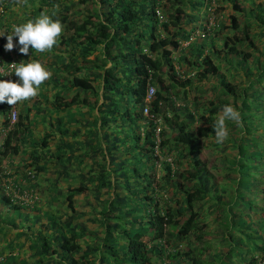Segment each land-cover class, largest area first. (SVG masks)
Here are the masks:
<instances>
[{"label": "trees", "instance_id": "obj_1", "mask_svg": "<svg viewBox=\"0 0 264 264\" xmlns=\"http://www.w3.org/2000/svg\"><path fill=\"white\" fill-rule=\"evenodd\" d=\"M45 1L40 0L42 3L37 6L33 18L40 16L41 4ZM49 1L52 5L61 3L59 0ZM137 1L99 0L102 17L99 15L100 12L97 14L89 12L80 20L70 19L66 15L58 18L68 32L66 39L58 40L60 45H64L66 56L64 58L56 55L58 63L51 65V75L43 83L48 85L52 94V100L48 105L53 113L70 108L75 110L76 105H89L87 94H84L87 92L93 98L95 97L88 109L95 107L96 120H92L91 126L83 130H80L81 127L77 128L79 118L70 117L67 122L59 118L55 124L50 120L49 129L39 139H34L28 122L30 108L27 100L21 101L22 109L17 114L19 118L8 132L17 143L9 145L4 141L2 150H0V161L2 155L15 154L22 151V146L27 145L29 147L26 155L28 162L24 163L21 172L22 179L29 186H33L36 175L50 165L61 167L54 172L55 180L60 175L70 179V165L77 164L80 167L84 158H88L92 166L86 172L80 171L76 174L77 185L68 186L63 191L55 187L53 189L50 185L51 181H48L45 189L48 198L45 199V205L42 201H38V207L34 209L32 207L35 203L18 205L16 199L9 197L8 193L10 194L11 190L5 186L4 183L7 180L4 179L10 176L3 168L0 169L1 217L21 210L32 219L31 222L25 221L24 225H21L28 231L31 225L36 224L37 216L45 219L44 226L51 227V235L38 232L30 237L29 234L32 232L22 231V228L18 230L16 222L19 220L4 222V219L0 218L4 230H7L8 226L9 230H16L12 240L6 243L7 252L0 256V264H115L113 261L114 245L92 241L97 240L96 237V239L92 238L98 236L97 232H88L83 222L72 219L76 212L75 195L90 189L96 190L97 193L99 191L107 193L109 188L118 189L120 192H115L112 198H109V203L102 205L98 211L103 216L98 219L105 224L103 226L106 228L108 226L105 223L106 212L116 211L111 203L118 207H128V204H131L128 210L121 207L130 214L128 224L131 227L128 231H124L127 232L125 245L122 247L124 256L117 264H154L156 258H158V264H170L177 258L179 264H264L263 178L259 180L263 186L258 188L262 195L259 206L262 214L256 220L249 217L248 211L253 209L252 200L244 194H239L241 189L234 188L236 195L232 203L238 206L235 211L232 203L228 211V201L222 202L218 194L212 196L215 197L213 201L208 195V187H213V184L210 183L208 186L206 183L208 178L201 156L199 139L208 137L214 132L212 128L214 114L222 108L226 100L208 102L209 106L204 107L202 112L198 109L200 104L195 101V97L192 98L190 108L185 106L188 98L187 89L190 86L202 82L206 77L216 78L220 75L219 65L215 60L236 59L237 67L247 70V62L252 57L255 73L246 80V83L235 89L233 84L224 80L221 87L222 90H230L231 94H240L242 106L240 119L243 121L242 130L247 138L243 142L248 143L250 141L248 139L254 137L253 128L257 126V114L260 113L257 101L264 94L261 93L264 90L259 86L264 76V59L255 60L250 48L254 47L253 36L264 39V20L254 18L256 26L250 33L251 24L249 22L244 21L240 26L236 16L229 14L226 24H223L222 16L218 17L213 14L212 23L209 25L206 20L205 24L200 21L198 33V31L192 32V27L186 29L188 25L193 24L191 17L187 15L189 9L186 8L189 0ZM201 1L202 3L209 2V0ZM231 1H233L232 7L235 10L241 4L238 0ZM228 29L234 33L225 34L221 45H216L217 33L220 30L226 32ZM190 33L198 36L189 41ZM236 33L241 34L242 37ZM185 41L187 43L184 46ZM6 43L7 39L0 36V57L6 52L4 48ZM239 45H245L248 49L240 48ZM255 50L257 54L260 53L257 48ZM176 52L178 54L174 56ZM89 56L92 57L89 58ZM261 57H264V53ZM106 64L108 65L105 66ZM175 64L178 66L184 64L188 68H184L185 72H178ZM164 79L168 80V84H164ZM94 80H99L100 92L97 95L93 88ZM14 82L22 83L21 81ZM149 87L153 89L152 94L148 100H144ZM62 90L72 91L70 97L65 98L61 95ZM98 97L99 103L97 102ZM177 99L182 104L176 101ZM128 102L134 108L127 107ZM5 109V102H3L0 104V111L4 114L1 121L3 126H7ZM143 109L149 117L144 116L146 124H144L143 136L140 137L138 132H134L133 126L136 120L143 118ZM180 109L183 110L182 113L178 112ZM74 110L69 113L75 112ZM201 118H205L207 124H195L194 126L193 123ZM116 121L123 124L118 129L130 124L131 127L127 126L123 130L122 140L128 139L131 149L139 154L141 161L139 158L135 160L134 154L126 155L127 158L117 161L118 156L123 154L117 155L111 152V149L115 147V137L112 138L109 146H102L107 135L106 132H102L105 131L103 128L106 129L109 127L108 123L114 124ZM71 125H74V129ZM165 128L169 130V134H166ZM78 135L81 138L76 139ZM240 138L243 139V136L241 135ZM50 139L56 140L53 143V151L43 154L42 151L48 143L50 144L48 141ZM157 139L159 152L168 154L173 150L180 151L178 157L184 158L188 166L176 172L175 175L171 162L167 160L160 162L163 170L162 177L165 181H172L174 176L179 178L175 182V189L180 193L181 200L177 206L167 205L163 209L157 208L154 201L156 186L149 173L154 157H156L154 147ZM241 147L243 146H236V149L240 156L237 157L238 160L241 158L245 164L239 163L240 173H243V170L247 168L250 170L256 168V165L250 162L252 157L262 155L256 150L248 154L242 153L240 152ZM104 153L108 156L105 165L100 160ZM150 159V164H147ZM126 161L130 166L126 164ZM108 162L111 164L109 169ZM110 173L117 175L112 181L109 178ZM28 174L31 175L28 176ZM259 176L258 174V178ZM248 178L245 177V179ZM136 179L144 182L140 192H136L130 185L131 182L134 184ZM243 181L242 177L236 182L237 186L241 185L242 188V185H245ZM10 182L18 192L19 188H25L14 178ZM35 185L37 187V184ZM158 187L160 188V185ZM245 190H249L248 187H245ZM122 192H126V195L122 196ZM138 193L143 196L138 198ZM56 194L65 206L64 212L59 211L58 208L55 209L51 204ZM130 196H133V199ZM240 196H243L244 200ZM205 199L211 200V204L206 203V205ZM136 202H141L143 205L141 210L134 204ZM196 202L202 205H199L198 210L194 208ZM212 208L213 211L217 210L219 215L222 214L223 218V221L217 220L218 226L215 229L216 241L222 244L220 248H215L213 245L211 247V243L209 244L204 238L210 223L203 219L206 215H211ZM29 211L34 213L29 214ZM141 211H143L142 214ZM200 217L203 221H200ZM216 217L217 215L211 220L215 221L213 219ZM189 235H192L199 245L189 247L185 243L181 249H178L177 246L181 242H188ZM19 237L23 238L21 242ZM14 240L15 243H13ZM167 240H170V246H172L170 249L165 248L164 241L167 242ZM25 243L28 253L23 257L22 252H17L24 247ZM15 248L17 251L14 253ZM237 248L245 250L244 255H240L239 259L236 258ZM1 251L0 249V254ZM216 253L218 260L214 258ZM164 258L167 259L166 263L162 261Z\"/></svg>", "mask_w": 264, "mask_h": 264}, {"label": "rangeland", "instance_id": "obj_2", "mask_svg": "<svg viewBox=\"0 0 264 264\" xmlns=\"http://www.w3.org/2000/svg\"><path fill=\"white\" fill-rule=\"evenodd\" d=\"M59 1H61V3L52 5L49 0H46L43 4H41L42 9L40 11V15L41 13L47 14L53 20H58L60 16H64V15H66L70 19L80 20L82 17H84L89 12H91L92 14H97L100 12L99 15L101 14L102 7H101L99 0H59ZM141 1L143 0H138L137 2H141ZM40 3H42L40 2V0H0V36H3L4 38H6L5 33L10 32L12 30L13 24L22 25L28 22L29 20L34 21L36 17L33 18L32 16L36 14V8L38 5H40ZM232 3L233 1L231 0H215V2L213 3V7H212L213 14L218 15V17L219 15H221L223 24H226L227 22V15L233 14L236 16L240 26L243 24L244 21L249 22L251 24L249 26L250 27L249 32L252 33V30H254V27L256 26L254 22V18H260L264 20V0H238V3L240 5L237 7L236 10L232 7ZM203 4L201 0L200 1L189 0V3L187 4V8H186V9H196V8H200L203 5L202 7L203 11L201 13H198V12L193 13L196 19L198 18L197 16L199 15L201 22H204V20H206V14L209 15V10L207 9L208 7L207 2ZM49 5L50 6L52 5V6L50 7ZM205 5H207V7ZM187 13L189 17L193 18L192 13L190 12H187ZM197 31L199 32V29ZM233 33L234 32L232 30L229 31V29L226 32H224L223 30H220V32L217 33L218 39L217 41H215V44L220 46L221 41L224 39L225 34L230 35ZM2 34H5V35H2ZM236 34L242 37L241 34H238V33ZM191 35H194V37L198 36V35L196 36L195 33ZM67 36H68V32L63 28V25H62V33L57 38V43L53 46L52 49L46 50L43 53L36 52L35 50L29 49L28 55H24L19 52V48L21 46L17 43L18 38L13 37L15 51L11 50L10 55L12 56V58H14L17 64H19L22 61L24 63H28L30 61H38L44 66L46 70L50 72L51 65L54 66L58 63V60L56 59L57 58L56 55H60L64 58L66 56L64 45H60L58 40L60 38L66 39ZM252 40H253L252 42H253L254 47L250 48V50L255 60L260 61L264 59V57H261L262 53H264V39H262L261 37L253 36ZM193 41L195 43V40ZM239 47L248 49L245 45H239ZM256 48L260 51L259 54H257V51L255 50ZM176 54L178 53L176 52L174 56ZM3 57L5 58L6 55L3 54ZM91 57L92 56H89V58ZM253 60L254 59H252L251 57L250 61L247 62V66H248L247 70H243L237 67L236 59L215 60V62L219 65L218 72L220 75L217 76L216 78L214 76L206 77V79H204L202 82H197L193 84L192 86H190L187 89L188 98H187L185 106L190 108V103L192 102V98L195 97V101L200 104L198 109L200 110V112H202L204 107L209 106L208 102H212V101L219 102V101L226 100V103L222 104V108L225 105H231L240 113V109L242 107L240 94L235 93L236 94L235 95V94H231L230 90H222L221 83L224 80H227L228 82H230L231 84L235 86V89L242 86L244 83H246V80L250 79L255 73L254 66L252 63ZM65 62H67V60ZM107 65L108 64H106L105 66ZM175 66L178 72L180 71L185 72V70L188 68V67L186 68L184 64L183 65L180 64V66L175 64ZM16 77L17 76L14 73V77L12 80L20 81L17 79L18 77L17 78ZM98 84H99V80L93 81V88H94V92L96 95L99 94L100 92L98 89ZM164 84H168L167 79H164ZM43 85L44 84L40 85L38 89V94L36 97L30 100H27V105L30 108V110L28 111V114H29L28 122L30 123V128L32 130V135L34 139H39L43 135V133L49 129L50 120L54 121L53 123L55 124L57 119L60 118L56 116L61 115L60 112L53 113L51 111L48 105L49 102L52 100L51 90L48 88V85L46 84L44 86ZM259 86L262 88V90H264V76L262 77ZM153 87L155 88L154 85ZM71 92L69 90L67 92L64 91V97L69 98L71 95ZM261 93H264V92L262 91ZM84 94H87L88 101H90L89 105H91V102L95 97L93 98V96L87 92ZM99 101L100 99L98 97L97 102L99 103ZM176 101L181 103V101L178 99ZM129 103L130 102H128L126 106L129 107L130 109L134 108V107H131V103L130 104ZM257 103L259 104V109H260V113L257 114V120H256V122L257 121L258 122L256 123L257 126L253 128L254 137L249 138L248 140L250 141L248 143L243 142V140L247 138H245L244 131L242 130L243 121L241 119L239 123H236L234 121L226 122L229 135L223 143L216 142L214 132L210 134L208 137L199 139L200 148H201V156L203 159V163L205 165V172L207 173V178H208L206 183L208 186L210 183L213 184V187L207 186L209 189L208 195L211 196L210 197L211 200L213 201V199L215 198L212 196H214L215 194H218L222 202L228 201L227 202L229 203V206L227 207V210H228V208H230L231 206L230 204L235 198L234 196L236 195L234 188L241 189L242 191L240 190L239 194H244L245 197L247 198L250 197V199L252 200L253 209L248 211L249 217L252 220L258 219L262 214V212L259 210L260 196L262 195L259 192L258 188L263 186V184L259 180L263 178V181H264V94H262V96L260 97V100L257 101ZM89 105H81V104L76 105L75 110L71 108L75 112L69 113L70 115L68 117L79 118V120L81 121V122L80 121L77 122V125L79 126L77 128L81 127L80 130H83L84 128L88 126H91L90 124L91 121L96 120L97 112L95 110V107L89 110L88 109ZM222 108L219 111H217L216 114H214V117H213L214 123L217 120V118L222 114ZM21 109H22L21 103L18 102L16 104L17 114L21 112ZM66 111L67 109L65 110V112ZM178 112L182 113L183 110L180 109ZM198 115L196 116L197 118H198ZM144 116L149 117V115L146 112L142 111L143 118L136 120L133 126L134 132L136 133L138 132L140 137L143 136L144 124H146V120H144ZM180 116H182V114H180ZM2 118H4V114L0 111V121H2ZM18 118H19V115L17 117V120ZM76 121H78V119ZM195 124L205 125L207 124V121L205 120V118H201V119H197L195 123H193L194 126ZM107 125H109V127H107L106 129L103 128V130L105 131H102V132L107 133L106 135L107 142H106V139H104V143H102V146L103 147L105 145L109 146V144L112 142V138L115 137L116 139L114 141L115 147L111 149V152L117 155L121 153L123 154V155H120V157L118 156L117 161L120 160L121 158H127L126 155H131V154L135 155V160H138L139 158V160L141 161V157H138L139 154L136 153L135 150L131 149L128 139L122 140L123 130L126 129L127 126H130V124H127V125L124 124L125 126H123L120 129H118L119 126L123 124H120L119 121H116L114 124L108 123ZM71 126L74 129V125H71ZM8 132H6V134L2 133L0 135V140L2 142V145L4 144V141H6V143L8 142L9 145L12 143L13 144L17 143L12 137V135L10 136V133ZM156 132H157V129L155 130V133ZM166 134H169L168 129L166 130ZM241 135L243 136V139L240 138ZM79 137L80 136L78 135L76 139H79ZM50 140H48L50 144L48 143L47 147L44 149V151H42L43 154H49V151L51 152L53 151V143L56 140H53V139L51 141ZM157 141L158 139L156 140V146L154 147V151H155L154 154L156 155V157H154V161L151 166V169L149 170V173L151 174L153 184L156 186V193L154 194V201L156 202L157 208L163 209L167 205L171 207L177 206L178 203H181V200H180V193L175 189L176 188L175 182L176 180H179V178L174 176L172 178V181H165L162 177L163 170L161 169L160 162L162 160H165V161L167 160L171 162L175 170L174 172L175 175H176V172L178 173L180 170L188 166L184 158L178 157V153L180 151L175 152L173 150L168 154H164V153L162 154L161 152H159L157 148V144H158ZM74 145H77V144H74ZM239 145L243 146L240 149V152L242 153L248 154L250 152H254V150H256L257 152H260V154L262 155L261 157L256 155L250 159V162H253L256 165L255 169L250 170L247 168L243 170V173H240L241 170L239 168L240 167L239 163L244 164V161L241 160V158L240 160H238L239 158H237V157H240L238 156V152L236 149V146H239ZM21 148H22V151L20 152L18 151L15 154L7 153L5 155H2V158L0 161V169L3 168L6 171V173L9 174L10 176L9 178L4 179V180H7L4 183L5 186L11 190L10 194L8 193L9 197L11 198L12 196V198L16 199L17 200L16 204L18 205H21V204H25V205L32 204L33 205V203H35L32 209L38 207V204H37L38 201L39 202L42 201L43 204L45 205V199L48 198L45 192L48 181H51L50 185L53 186V189L55 187L56 189L63 191L64 188L68 186L77 185L78 178L76 174L79 173L80 171L86 172L88 168L92 166L91 164H89L90 161L88 160V158H84L82 160L83 163L80 167H78L77 164L70 165L71 166L69 167V170H70L69 173L71 174L70 179L60 175V177L55 180L54 178L56 177V174H54V172L61 169V167L59 165L57 166L50 165V167H48L44 171L39 172L38 175H36L35 177V181H33V186H29L22 179V172H21L22 166L28 160L26 158V155L28 154L29 147L27 145H24ZM101 156H102L100 159L101 163H104L105 165L107 163L108 156L105 153L102 154ZM150 162H151V159L150 161L147 162V164H150ZM126 164L129 165L127 161H126ZM110 165L111 164L109 163V165L107 166L108 169ZM258 174L260 175L259 178H258ZM30 175L31 174H28V176ZM116 177L117 175H114L112 173L109 174V178L111 181ZM242 177L244 180L243 183H245L246 186L242 185V188H241V185L237 186L236 182L241 180ZM245 177H249V178L245 179ZM13 178L17 180L19 184H23L22 186H25V188L23 189L19 188V192L17 189H14L13 184H11L10 182L11 179ZM143 183H144L143 180L136 179L134 184L131 182L130 185L134 187V190H136V192H140ZM195 183H197V181H195ZM35 184H37V187ZM158 185H160V188L158 187ZM245 187H248L249 190H245ZM43 189L44 191H42ZM108 190L109 191L107 193H105L104 191H99L97 193L95 192L96 190L90 189L89 191H85V192L75 195L74 196V207H75L76 212L73 214L72 219L76 220L77 222L78 221L83 222L88 232H93V231L97 232L98 236L92 237L94 239L97 238V240H92V241L105 243L107 245H110V244L114 245L113 261L115 264H117V262L121 260V258L124 256L122 254L124 250L122 247L125 245V241H126L125 235L127 233V232L125 233L124 231H128V229L131 227L128 224V222L130 221V214L125 212L122 208H126L128 210V207L131 204L129 203L128 207L127 206L118 207L114 205L113 203H111V206H114L116 208V211L113 210V211L106 212L105 223L108 225L106 228L105 226H103L104 224L103 222L98 221L99 218L103 217L101 216V213H99L98 211L101 209L102 205L109 203V200H110L109 198H112L115 192L116 193L117 191L120 192L118 189H113V188H109ZM123 194L126 195V192H122V196H124ZM138 194H139L138 198H141V196H143L141 193H138ZM56 195L57 196L54 197V200L51 201V204L52 206H54L55 209L58 208L59 211L64 212L65 206L63 205L62 201H59L61 200V198L58 196V194ZM240 197H242V200H244L243 196H240ZM130 198L133 199V196H130ZM211 200L205 199V204L206 203L211 204L212 202ZM134 204L138 206V208L141 210V207L143 206L141 202H136ZM199 205H200L199 202H196L194 204L195 210L200 209V206L202 205L200 206ZM149 207H151V205ZM232 208H234V211H235V209L238 208L237 204L232 203ZM212 211H213V208H212ZM33 213L34 212L29 211V214H33ZM140 213L142 214L143 211H141ZM215 215H217V217L213 220H215L216 222L211 220V218H213ZM0 218H2L1 220L4 219V222H7L9 220L13 221V219L15 221L19 220L16 222L18 225V230L22 228L21 229L22 231H27L28 233L32 232L31 234H29L30 237H32V234H36L38 232H40L41 234L45 233V234L51 235L50 234L51 227L49 228L48 225L47 226L43 225L45 224L44 223L45 219L43 217L37 216L36 224L31 225V228L29 229V231L25 227H21V225H24L25 221L31 222L32 219L30 216H26L25 213H23L21 210L14 211L11 214H8L7 216L5 215L3 217H1V214H0ZM201 218L202 217H200V221L204 220L210 223L209 227L206 230V233L204 234V238L209 242V244L211 243V247L213 245V247L215 248H220L222 244L216 241L217 233L215 229L218 226L217 220L223 221L222 214L219 215L218 211L215 210L211 213V215L209 216L206 215L203 220H201ZM2 225L3 224L0 221V249L2 250L0 256L5 255V253L7 252L6 243L8 242V240H12L14 231H16L15 229L9 230L10 228L9 226L8 228L6 226L7 230H4V227H2ZM234 234H235V231H234ZM22 239L23 238L21 237L19 241L21 242ZM187 241L188 242L186 241L181 242L180 245L177 246V248L181 249L185 243L189 247L194 246V245H199L192 238V235H189V238ZM15 242L16 241L14 240L13 243ZM164 242H165L166 249L172 248V246H170V240H167V242L166 241ZM23 246L24 247L20 248V250L17 253L22 252L21 256L24 257V254L26 255L28 252H26V247H25L26 243ZM16 251L17 249L15 248L14 253ZM244 252L245 250L237 248L236 258L239 259L240 255L243 256ZM17 255H15L16 258H17ZM217 257L218 256L216 253L214 257L215 260ZM157 259L158 258L155 259L154 264H158ZM164 260L162 261L166 263L167 259L164 258ZM52 264H56V263H52ZM170 264H179V259L177 258L174 261H171Z\"/></svg>", "mask_w": 264, "mask_h": 264}, {"label": "clouds", "instance_id": "obj_3", "mask_svg": "<svg viewBox=\"0 0 264 264\" xmlns=\"http://www.w3.org/2000/svg\"><path fill=\"white\" fill-rule=\"evenodd\" d=\"M61 33V23L58 20H53L49 15L41 13L34 21L29 20L22 25L13 24L12 30L5 33L7 43L4 48L11 51L14 48L13 37H17V43L21 46L20 53L28 55L30 47L36 52L43 53L53 48ZM191 36L194 37V35ZM13 72L22 83L11 80L0 81V103L7 102L9 105H16L18 102L36 97L40 85L51 75L38 61L12 63L6 73ZM227 121L240 122V113L231 105H225L222 108V114L212 125L217 143H223L229 135Z\"/></svg>", "mask_w": 264, "mask_h": 264}, {"label": "built area", "instance_id": "obj_4", "mask_svg": "<svg viewBox=\"0 0 264 264\" xmlns=\"http://www.w3.org/2000/svg\"><path fill=\"white\" fill-rule=\"evenodd\" d=\"M215 1L214 0H209L208 7L207 9L209 10V15L206 14V22L207 25H209L210 23H212V15H213V3ZM212 5V6H211ZM205 24V20L203 22ZM191 38V37H190ZM189 38V39H190ZM13 51L14 48L12 49ZM6 55V57L4 58L3 56L0 57V81H4V80H11L13 81V76H14V72L13 73H6L9 71L10 69V64L12 63H16L14 58H12V56L10 55V51L6 50V52L4 53ZM6 73V74H4ZM153 89L151 87L148 88V90L146 91L144 100H148L152 94ZM5 118L7 119V126H3L2 122L0 121V135L6 134V132H8L11 129L12 124L17 120V112H16V105H9L7 104V102H5ZM144 111V109H143ZM145 112V111H144ZM0 150H2V142L0 140Z\"/></svg>", "mask_w": 264, "mask_h": 264}, {"label": "crops", "instance_id": "obj_5", "mask_svg": "<svg viewBox=\"0 0 264 264\" xmlns=\"http://www.w3.org/2000/svg\"><path fill=\"white\" fill-rule=\"evenodd\" d=\"M203 4V3H202ZM204 5V4H203ZM203 5L200 7V8H196V9H189V11L187 10V12H190V13H192V15H193V18H191L192 19V25H188V27H186V29H188V28H190V27H192L191 28V30L194 32V29H195V31H197L198 30V27H199V23H200V18H199V15L197 16L198 18L196 19V17H194V12L196 13V12H198V13H201L202 11H203V9H202V7H203ZM199 33V32H198ZM192 38H194V37H192L191 36V38L189 39V41L190 40H192ZM187 43V41H185V42H183V45H185ZM17 78V77H16ZM18 80H19V78H17ZM60 94L61 95H63L64 96V90H62V92H60ZM70 111H73L71 108L69 109V110H67L66 112H65V110H63L62 112H60V114L61 115H59V116H56V117H60L61 118V120L63 121V122H67V121H69V119H70V117H68L70 114H69V112ZM58 120V119H57ZM74 124V123H73Z\"/></svg>", "mask_w": 264, "mask_h": 264}]
</instances>
